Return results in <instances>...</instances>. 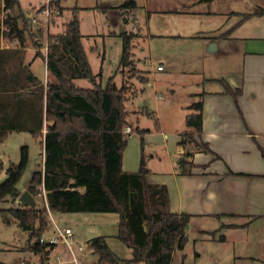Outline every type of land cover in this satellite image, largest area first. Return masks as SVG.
<instances>
[{"label": "trees", "instance_id": "obj_1", "mask_svg": "<svg viewBox=\"0 0 264 264\" xmlns=\"http://www.w3.org/2000/svg\"><path fill=\"white\" fill-rule=\"evenodd\" d=\"M53 6L63 12L61 0ZM104 10L137 8L136 1L104 2ZM20 0H4L9 11L0 23V144L12 131H29L44 146L45 162L34 172L29 191L35 199L44 189L46 200L42 206L18 203L22 190L18 184L28 166L29 148L22 147L21 160L12 163L7 178L0 184V202L11 199L6 212L30 232L27 249L48 259L53 245L41 238L51 230L49 210L58 213L92 212L117 213L119 230L116 235L133 250V257L120 258L108 245L106 236L89 242V249L98 256L95 264H173L176 250H183L188 242L190 214L170 210L168 188L164 184L149 183L150 169L144 154L147 130L135 127L141 135L142 157L138 171L123 169V157L128 145L124 130L134 127L128 120L125 101L128 86L118 87L110 79L106 88H82L75 80L90 79L94 73L83 44L78 18L65 25L62 33L49 35L48 51L37 41L31 19L20 9ZM263 14L264 10H258ZM251 14L245 17H250ZM22 21V26L20 25ZM9 32H5V28ZM137 34L124 31L121 66L133 67V40ZM20 42L22 48L2 47V40ZM31 40L47 65L52 78L45 83L25 64V51ZM124 70V69H123ZM223 92L235 99L242 93L226 80L217 79ZM203 94L190 106L187 117L189 129L181 133L180 144L203 152H212L209 144L195 138L202 133ZM194 152L187 149L178 159L179 173L190 175L195 166ZM2 163L0 162V170ZM232 173V172H231ZM233 174V173H232ZM246 175L245 173H236ZM224 235L220 236L223 239ZM0 264H3L0 262Z\"/></svg>", "mask_w": 264, "mask_h": 264}, {"label": "crops", "instance_id": "obj_2", "mask_svg": "<svg viewBox=\"0 0 264 264\" xmlns=\"http://www.w3.org/2000/svg\"><path fill=\"white\" fill-rule=\"evenodd\" d=\"M130 1H136L137 8L109 9L115 15L112 23L133 20V32L143 35L144 28L138 11L140 6L137 0ZM141 1L146 19L152 18L154 10L167 12L169 5L176 2V11L184 12L176 16V26L183 28L188 21L191 31H174L167 36L176 43L201 39L199 52L209 53L213 61L205 65L209 75L206 81L221 85L220 88L205 85L199 93L204 95L203 127L201 135L195 138L198 142H207L212 152L181 145L183 131L179 125L174 129L175 134L169 131V134L175 135L174 140H170L166 129L161 127L157 133L163 137L165 153L158 151L146 157L150 169L148 182L167 186L172 212L192 216L187 229L188 242L183 250L174 252L173 264H186L188 259L195 260V264H264V13H256L264 10V0ZM33 2L31 5L34 4L35 11L43 5L42 1L39 5ZM249 8H253V11H248ZM7 14L9 11L4 10V0H0V23ZM248 14L251 16L246 18ZM147 36L152 37L153 34L149 32ZM213 43L215 48L211 47ZM12 48L22 47L17 44ZM24 51L25 64L37 76L33 66L37 57L42 58L37 55L38 49L27 45ZM176 51L181 52L180 49ZM158 66L163 69L159 70ZM158 66V71L165 70V66ZM143 78L146 79V76ZM217 79L226 80L234 89L241 88L242 93L237 99L224 93L222 84L215 81ZM151 135L152 132L147 130L145 142ZM126 149L123 169L138 171L141 158L137 162L128 158ZM187 149L194 152L195 166L190 175H182L179 173L178 159ZM44 162L45 150L42 146V164ZM22 190H28V187ZM53 214L57 220L56 213ZM221 229L223 233L218 237L215 232ZM192 230H196L200 236L192 239ZM221 235H224L223 239H220ZM177 256L179 263H174ZM128 259L131 258L124 260Z\"/></svg>", "mask_w": 264, "mask_h": 264}, {"label": "rangeland", "instance_id": "obj_3", "mask_svg": "<svg viewBox=\"0 0 264 264\" xmlns=\"http://www.w3.org/2000/svg\"><path fill=\"white\" fill-rule=\"evenodd\" d=\"M33 1L35 0H20L21 8H17V12L21 9L28 14L31 22L32 18L42 19L43 17L40 14L41 8L34 10V4L31 5ZM41 1L44 4L47 0H36L37 3H33L39 5ZM105 1L107 0H61L63 12L56 18V22L50 25L49 33H62L68 22L75 17L78 18L83 34V44L95 78L94 81L78 79L77 84L84 88H106L110 79L118 87L126 84L128 92L125 105L128 120L135 127L138 126L152 132V135L144 142L145 156L149 157V153L158 151L165 153L166 146L162 143L163 137L157 133L159 129L165 128L169 139L174 140L175 135L169 134V131L175 134L174 129L179 125H181V131L189 129L186 118L193 110L187 105L198 101L199 93L205 85L208 88L221 87L218 83L208 84L206 81L209 75L205 65L212 64L211 55L199 52L201 42L199 40L201 39H189L176 43L174 39L167 36L174 31H181V33L191 31L188 21L183 28L176 26V16L184 13L176 11V2L169 5L167 12L154 10L152 18L146 19L143 2L137 0L140 6L139 17H141L144 28V34L136 35L133 40L135 47L131 60L134 61L137 70L133 71V67L123 68L121 66L122 31H133L134 22L132 20L124 23L120 20L119 24H113L115 15L101 6ZM252 9L249 8L248 11H253ZM202 21L206 22L204 18ZM34 31L37 32V41L44 45L47 35L44 24L35 25ZM149 32L153 34L152 37L147 36ZM31 42V40L28 41L29 47L34 46ZM178 49L181 52H177ZM206 56H208L207 59ZM158 65L165 66V70L158 71ZM33 70L37 76L44 79L45 83L52 78L45 62L40 57H37ZM144 75L146 79L143 78ZM179 121H181L180 124ZM163 131L166 133L165 130ZM127 138L126 154L128 158L135 159L137 162L141 158V135L135 131L127 135ZM25 145L29 148V162L18 187L21 190L28 187L29 190L33 174L42 164V144L29 131H13L0 144V162L2 163L0 184L7 178L9 166L20 162L22 147ZM41 199L45 197L39 193L37 199L39 206H42ZM12 205L10 198L0 202V262L3 264H54L60 257V264H75L72 261L73 255L70 249L62 242L45 261H42L40 254L27 249L30 232L21 227L19 221L6 212V209ZM56 216L61 227L67 226L73 231L72 248L78 258V264L98 262V256L93 254L88 247L89 242L98 236H106L108 245L119 257L124 259L133 257V250L116 237L119 230L117 213L67 212L58 213ZM221 233L223 229L215 232L218 237ZM49 234L50 232H46L44 237H48ZM199 236L196 230L190 232L192 239ZM80 247L83 249L81 250ZM174 263H179L178 256L175 257ZM185 263L195 264V260L188 259Z\"/></svg>", "mask_w": 264, "mask_h": 264}, {"label": "built area", "instance_id": "obj_4", "mask_svg": "<svg viewBox=\"0 0 264 264\" xmlns=\"http://www.w3.org/2000/svg\"><path fill=\"white\" fill-rule=\"evenodd\" d=\"M53 1L54 0H47L41 7V11L40 14L43 15L42 19L40 18H32V28L34 30L35 25H40V24H44L45 28H46V41L45 44L43 45V47L41 48V50H43L45 52V54L48 51V45H49V35H50V25L52 23L56 22V18L61 15L60 14V10L57 9L55 6H53ZM5 32H9L10 29L7 27L4 29ZM17 44H20V42L15 39L13 41L11 40H6L3 39L2 40V46L5 48H12L15 47ZM159 70H162L163 67L162 66H158ZM126 135H131L133 133V128L131 126H127L124 130ZM44 195L45 200H46V191L43 189L42 192L40 193V195ZM49 219H50V223H51V230L49 231L50 234L48 237H42L41 238V242L42 243H47L50 245H53V250L56 249V246L62 242L65 243L68 248L70 249L72 255H73V262L75 264H78V258L76 257L73 248H72V241L74 240V234L73 231L70 227H61V225L57 222L55 215L53 214L52 211L49 210ZM80 249L82 250L83 247H80ZM61 260L60 257L58 259L57 262H55L54 264H60Z\"/></svg>", "mask_w": 264, "mask_h": 264}, {"label": "water", "instance_id": "obj_5", "mask_svg": "<svg viewBox=\"0 0 264 264\" xmlns=\"http://www.w3.org/2000/svg\"><path fill=\"white\" fill-rule=\"evenodd\" d=\"M122 32L124 33V30ZM211 47L215 48V44L213 43ZM17 202L26 204L31 207H35L37 205V200L29 190H24L18 197Z\"/></svg>", "mask_w": 264, "mask_h": 264}]
</instances>
